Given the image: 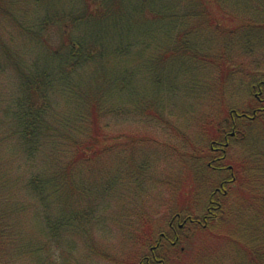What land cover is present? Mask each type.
<instances>
[{"label":"rangeland","instance_id":"1","mask_svg":"<svg viewBox=\"0 0 264 264\" xmlns=\"http://www.w3.org/2000/svg\"><path fill=\"white\" fill-rule=\"evenodd\" d=\"M170 6L180 24L171 22L168 35H187L189 51L196 47L203 57L195 61L191 54L184 53L181 59L185 64L165 57V64L158 62L153 71L147 63L160 53L164 43L158 35H167L161 26L169 20L154 23V19L139 17L129 8L133 18L122 17L114 22L112 12L106 10L103 17H97L81 0H0V161L7 160L4 164L19 185L31 173L26 164L28 156L11 135V121L7 125L13 119L16 81L11 58H20L31 68L32 59L45 53L24 35H44L49 50L57 47L61 35H129L125 38L131 40L122 41L119 56L115 53L108 57L114 59L104 71L84 65L71 72L64 65L58 70L67 74H56V79L53 75L55 88L49 91L48 102L45 98L46 111L58 113L61 123L71 122L73 115L78 119L89 100H98L100 110L107 114L105 133L110 144L92 161L78 162L67 171L66 179L75 175L81 180L71 189L69 186L60 191L61 197H23L24 190L18 189L27 207L34 203L32 213L24 215L17 227L27 243H20L21 239L8 243L1 240L0 264H125L135 247L130 240L132 231L155 228L153 240L144 248L137 246V260L131 264H146L147 257L153 259L151 264H226L230 258L227 260L226 252H239L235 240L253 239V215L248 208H243L242 214L239 203L235 207L239 212L230 213V219H224V226L219 227L220 232L227 228L233 238L227 247H222L212 234L191 235L187 228L179 232L180 240L176 242L175 230L186 220V213L201 220L209 215L208 207L219 206L220 201L232 197L230 193L237 186L232 170L235 162L253 170L247 176L252 182L258 180L259 185L264 179L261 117H235L240 134L230 137L226 158L216 163L225 151L212 146L213 141L207 145L210 157L204 164L186 154L188 140L197 146L204 144L207 133L203 125L207 119L222 120L223 136L220 133L217 139L223 142L235 130L229 111L251 116L254 110L264 107V101L255 96L260 89L264 99V88L252 87L257 79L264 80V0H171ZM197 10L202 14L196 16ZM185 26L188 33L182 34L180 28ZM216 56L226 66L222 63L212 68L208 61ZM45 69L51 70L49 63ZM113 80L115 84L108 85ZM214 147L220 149L218 153L213 152ZM34 156L39 159L38 167L46 166L44 158L38 153ZM66 159L68 156L62 152L55 163ZM60 165L57 170L65 163ZM214 166L223 169L214 170ZM194 174L196 185L191 177ZM10 180L0 174V197L10 193ZM220 186L222 190L215 194ZM66 192L70 197L65 196ZM172 202L187 210L180 219L174 215L164 218ZM220 212L218 209L215 219ZM173 219L174 227H170ZM160 234L168 237L162 241L165 247L151 252ZM181 236L186 237L185 241ZM203 237L207 241L202 242ZM17 246L26 248L15 260L10 249Z\"/></svg>","mask_w":264,"mask_h":264},{"label":"trees","instance_id":"2","mask_svg":"<svg viewBox=\"0 0 264 264\" xmlns=\"http://www.w3.org/2000/svg\"><path fill=\"white\" fill-rule=\"evenodd\" d=\"M81 1H84V3H86V9L88 11L91 10V12L95 13L97 17H103L102 15L106 14V10L112 12L111 16H114V22H119V19H122V17L133 18L129 16V8H131L133 12H137L136 15H139V17L141 16L147 20L154 19V23H158V19L163 21L169 20L164 21L162 23L164 26H161L163 28L161 29L164 32L163 34L167 35H158L159 41L164 43L161 46L162 49H160V53H157L155 57H150L152 58V62L149 61L147 63L151 66L153 71H155V64L158 62L162 65L165 64V61L163 62V60H165L163 58L165 57H169L167 59H171L172 62L175 61L178 64H180L179 62L183 61L181 57L184 55V53L191 54V58L195 59V61H197L199 56L201 59L203 57L202 54L199 55L200 51L196 47L195 49L191 48V52L189 51L185 40L187 35H168L170 27L169 25L171 22L180 24V22L177 21L180 20L177 12L171 11V0ZM202 12V10H197L196 16L202 14ZM221 16L223 15L221 14ZM185 18H188L187 14ZM180 32L182 34H187L188 28H180ZM61 36L62 38H59L58 43L55 44L57 47L52 46L53 50H49L45 45L47 44L45 43L47 37L44 35H24V37L28 38L30 44H32L34 41L45 51L43 56L41 53H38L36 58L32 59L34 61L31 65V68L25 65L20 58H11L16 74V81L14 105L13 111L11 112L13 119L9 120L7 125H9L11 121V135L13 140H15L16 143H18L22 148V152L28 156L27 161L29 162L26 164L28 169H30L31 175L22 182L24 184L19 185L20 182L17 180V178H12L11 169L9 166L4 164L7 160L5 162L0 161V174L7 176L9 180L11 179V182L9 181L8 185L10 193L3 194V196L0 197V242L1 240L6 243H8L7 241L9 240L18 242L21 239V242L19 241L20 243H27V241L22 238L21 232L17 230V227L20 224V221H22L21 219L24 218V215L27 213L30 214L31 210H33L34 203L31 202V205H29L30 207H27L21 195L18 193V189H20V187L22 190H24L23 197H48V199L50 197H61L60 194L62 193H60V191L64 189L67 190V187L69 186L71 189L72 185L77 180H81L75 175L73 176L74 178H71L70 176L68 179H66L68 175L67 171H69V169H71L72 166L78 162L87 163L92 161L96 156L101 155L110 144V138L105 133L107 128V114L100 110L101 105L99 107L98 100H89L86 106L83 107L82 111L79 112L80 114L78 113V119L77 115H73L74 120L71 119V122L67 121L61 123V116L59 117L58 113H53L52 115L49 110L46 111L48 104H46L45 98L48 102V93L52 88H55L53 75L56 79V74L59 76L61 74H67L64 72V70L59 72L58 69H61L62 66L67 65V68L73 72L79 67L87 65L95 67L98 71H104L109 65L110 60L114 59L108 57L115 53L119 56L122 41L124 39L129 41L130 39L125 38L129 35ZM127 45L132 47L131 43H128ZM218 58L219 56H216L213 58L215 60L208 61L212 68H217V66L222 65L223 59L219 58L220 60H218ZM48 63L51 67V70L45 69ZM183 63L185 64L184 61ZM23 64L28 68L24 67ZM139 64L137 66H139ZM223 64L226 66V63ZM148 65L142 64V66ZM42 66H45V68ZM149 68L150 67L147 69ZM65 70L70 72L67 69ZM132 71H128V73L131 75L133 74ZM115 79H117L116 76L114 80ZM114 80L109 82L108 85L113 86L115 84ZM259 85L264 88V80L257 79V82H255V85L252 87L256 88ZM7 111L9 112V109H7ZM232 111H235V113L238 115L242 114L237 110ZM232 111H229V116L231 115ZM260 117L264 118V107L263 110H256L253 116L254 119ZM235 119L236 118H234V122ZM221 123L222 120L220 119L215 120L209 118L205 121L203 129L207 134L204 139V144L197 146L188 140L189 149L186 151V154L189 158L195 160L197 163L204 164V162H206V160L210 157V151L207 150V145L211 141H213L212 146L213 144L219 143L218 146L222 149H224V143H230V137L227 138V141L224 140L223 142H219L217 139V136L220 133L223 136ZM232 127L235 129V136L240 134L239 126H235L233 124ZM229 143L228 147L225 148L226 151L229 148ZM60 145H63L64 147H61ZM62 152L63 155L68 156V159L55 163L57 157H59ZM37 153L45 159L46 166L38 167L36 165V163L39 162V159L36 160L34 155ZM224 157L226 158V152L224 153ZM60 163H65V165L62 166L60 170H57L56 166H59ZM233 167H235L232 168V170L235 171L237 186L230 193L232 197H226L223 203L220 201L219 206L216 204L212 208L208 207L207 213H209V215L203 217V221L202 219H196L197 217L191 216L192 213H186V220L184 221L189 222L188 224H185L184 221L180 223L181 227H178L179 229L175 230L176 236H178L179 241V232L187 228L191 229V235L195 234L196 236H200L204 235L205 233L212 234L210 235L211 237H216L218 241H221V245H223L222 247H227V242L232 241L233 238L231 239L227 228L223 232H220L219 227L224 226V219L226 221L230 219V216H228L230 213L236 215L237 212L242 211V214H244L243 208H248L250 209V213L253 215L252 217L254 219L251 221V225L253 227V239L249 242L235 240V244H237L239 252H226L224 255H226L227 260L230 257L228 263L226 264H264V179H260L259 181H262L258 185V180H253L254 182H252L251 176L250 178H247V176H249L248 172L253 171L252 169L242 166L240 162H235ZM199 170L201 171L200 168ZM195 174L191 175L193 185H196L195 183L197 180ZM233 181L235 180L233 179L232 182ZM13 185L17 188V191H14ZM194 189L195 188L193 187V191ZM240 190H242V192H240ZM65 196L70 197L67 192ZM213 202L215 203L216 201ZM172 203L173 204H170L167 207L164 218L171 216L173 217L174 215L176 219H180L179 216L184 213V210H187L186 208L177 206L174 204V202ZM237 203H239L242 208L239 211L235 210ZM244 204L245 206L243 207L242 205ZM218 209H221V212L215 219L214 216L216 215ZM46 216V220H48L49 216ZM174 219L172 220L173 223H175ZM145 221L148 223V225L151 224L150 218L145 219ZM155 233L156 228L154 230L148 231H132L130 240L135 247L132 251H130L132 253V255H130L131 260L129 259V263L125 264H131L132 261L137 260V251L139 248L137 246L140 245L144 248L146 245L150 244ZM204 237L200 238L202 239V242L207 241V238L204 239ZM187 238L189 237L187 236ZM182 239H184V237H182ZM162 245L163 244L160 243L158 246L156 244L154 246H157L156 248L159 250L165 247V245ZM25 248H23V246L13 247V249L11 248L10 250L13 251L12 255L13 257L15 256L13 259L16 260L18 255L24 254ZM117 263H119L118 260ZM158 264H163V261L158 262Z\"/></svg>","mask_w":264,"mask_h":264},{"label":"flooded vegetation","instance_id":"3","mask_svg":"<svg viewBox=\"0 0 264 264\" xmlns=\"http://www.w3.org/2000/svg\"><path fill=\"white\" fill-rule=\"evenodd\" d=\"M262 85H263V84H262ZM257 87H258V86H257ZM259 87H262V86L259 85ZM262 88H263V87H262ZM262 94H263L262 91L259 89L258 93L255 95V96H256V99H257L258 101H264V99H261ZM256 110H263V108H257ZM254 111H255V110H254ZM254 111H253V112H254ZM227 122H228V121H227ZM228 123H229V122H228ZM231 124H232V126H233L234 123H231ZM228 136H230V135H227L226 138H228ZM213 145H216V147H219V146H218L219 143H218V144H213ZM216 147H214V148L212 149L214 153H218L216 150H220L219 148H221V147H219V148H216ZM223 157H224V154H223L221 157L217 158L214 162L216 163L217 160H221ZM214 162H213V163H214ZM220 169L222 170L223 168H222V167H218V168H217L216 166H214V170H220ZM227 183H228V182H227ZM222 187H223V186H220V188L217 189L214 193L216 194V192L218 193L219 191H221V190H222ZM224 192H225V191H224ZM223 194H224V193H223ZM213 196H214V195H213ZM213 196H212V197H213ZM213 203H214V202H213ZM171 226H173V221L170 222V227H171ZM173 227H174V226H173ZM179 227H181L180 224H179ZM175 235H176V234H175ZM167 238H168L167 235H165V234H160V236H159V238H158V241L156 242V245L158 246L160 243L162 244V241H163V240H167ZM175 241H176V242L178 241V236L175 237ZM176 244H177V243H175V245H176ZM171 245L173 246L174 243L172 242ZM157 246H154V247L150 248V251L153 252L154 250H157V248H156ZM153 257L156 258V255H155V256L153 255ZM152 260H153V259H150V258H148V257L145 258L146 264H151V263H152Z\"/></svg>","mask_w":264,"mask_h":264}]
</instances>
